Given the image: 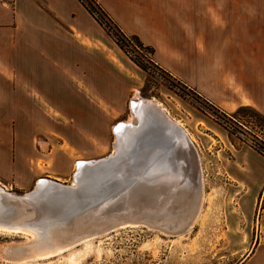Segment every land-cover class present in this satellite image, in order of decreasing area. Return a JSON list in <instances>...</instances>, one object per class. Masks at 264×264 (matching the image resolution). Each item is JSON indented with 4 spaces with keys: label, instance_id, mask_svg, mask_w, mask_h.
<instances>
[{
    "label": "rangeland",
    "instance_id": "374dc122",
    "mask_svg": "<svg viewBox=\"0 0 264 264\" xmlns=\"http://www.w3.org/2000/svg\"><path fill=\"white\" fill-rule=\"evenodd\" d=\"M93 1L86 0V6L90 7L89 13L95 20L98 14L102 25L96 22L102 30L97 39L86 41L100 54L95 63L96 80L92 77L96 88L88 95L70 80L65 86L68 91L66 88L62 93L64 100L54 99L59 113L43 114L40 110L31 114L0 113V124L8 118L7 124L13 126L16 122L17 131L21 133L15 143L16 169L25 165L30 169L23 174L0 167V184L11 192L22 194L45 174H53L57 177H48L61 182H72L77 161L99 158L113 151V127L118 121L131 117L130 100L138 92L144 99L154 98L160 102L168 116L179 121L189 133L202 168L203 198L196 210L198 216H194L192 224L183 231L129 223L93 236H83L63 246L72 244L70 250L78 249L84 238H91L92 250L76 263L64 258L70 251L65 249L61 254L39 257L32 264H264V193L258 190L264 178V154L258 150L264 147V115L249 105H242L250 108L235 114L241 106L230 111L215 106L206 98L208 91L220 97L222 79L228 83L232 65H238L231 57L234 51L221 48V32L217 29L223 21L222 0H213V19L208 18V22H212L214 31L207 45L204 43L206 16L197 19V36L202 40L196 39L194 50L190 52L195 66L191 67V72L189 66H179L180 78L177 79L153 63L152 53L142 42L143 46L132 40L124 42L123 47L118 45L114 34L121 33L124 37H132V34L125 32L97 2L104 15ZM262 3L261 15L255 20L264 29V0ZM243 52L246 55L242 53V58L245 56L247 60L242 64L248 72L247 61H253L250 56L253 50ZM259 54L264 65V50ZM87 57L90 56L85 49L71 47L70 72L86 82L91 79L89 73H82ZM136 61L151 72L142 69ZM79 62L82 65L78 66ZM253 68L256 69L254 63ZM88 87H92V83ZM235 87L239 90L237 84ZM92 94L99 100L93 99ZM84 115L86 120L83 121ZM45 125L60 128L56 129L59 131L56 135L53 134L51 145L42 149L40 135H34L31 141L28 135L39 133V128ZM21 148L26 151L23 154L33 150L45 155L37 160L29 159L26 164L20 154ZM62 154L64 160H58ZM25 238L20 233L0 232V246L22 244ZM0 264L11 263L0 253Z\"/></svg>",
    "mask_w": 264,
    "mask_h": 264
},
{
    "label": "crops",
    "instance_id": "0c3cea01",
    "mask_svg": "<svg viewBox=\"0 0 264 264\" xmlns=\"http://www.w3.org/2000/svg\"><path fill=\"white\" fill-rule=\"evenodd\" d=\"M95 1L113 16L125 32L136 35L144 45L151 47L153 63L175 79L180 78L179 66H189L190 72L195 66V58L190 52L194 50L196 39L200 38L197 36V19L206 16V45L214 31V25L208 22V18L213 19V0ZM262 2L222 0L223 21L217 29L221 32V48L223 51H234L231 57L238 65H232L228 83L222 79L224 84L220 97L213 91L206 93V98L215 106L233 111L239 106L249 105L264 115V65L259 54L264 50V29L255 20L261 15ZM101 30L81 0H0V113L31 114L38 110L43 114L59 113L54 99L64 100L62 93L70 80H74L89 95L96 88L95 63L100 54L89 47L86 40L97 39ZM75 45L85 49L90 56L85 59L87 63L83 64L82 72L91 76L88 82L70 72V49L76 48ZM246 50H253L250 54L253 61H247L250 65L248 72L242 64L247 60L245 56L242 58ZM99 78L97 82H100ZM89 83L93 88L88 87ZM98 93L102 96L99 90ZM91 97L97 98L93 94ZM7 120L9 123L6 118L0 124V167L6 168L5 171L13 169L25 174L30 170L28 165L18 170L15 167V143L21 133L17 131L16 122L10 126ZM19 123L22 131L23 124ZM54 128L49 125L40 127L39 133L28 135L30 141L34 135H40L41 148L46 149L51 145L53 134L59 132L56 129L60 127ZM21 149L20 154L26 164L29 159L37 160L45 155L33 150L23 154L26 151ZM64 156L59 155L58 160L63 161ZM258 190L264 193V178Z\"/></svg>",
    "mask_w": 264,
    "mask_h": 264
},
{
    "label": "water",
    "instance_id": "95a60500",
    "mask_svg": "<svg viewBox=\"0 0 264 264\" xmlns=\"http://www.w3.org/2000/svg\"><path fill=\"white\" fill-rule=\"evenodd\" d=\"M130 104L134 110L136 103ZM150 106L155 113L147 114L146 126L126 147L125 131L136 125L134 111L132 122L125 119L114 125L113 153L76 162L74 185L45 176L22 194L0 186V199L6 204L0 209V227L34 230L43 238L52 229L57 242L77 241L129 223L173 232L189 227L201 195L199 159L193 155L184 172L182 144L191 141L177 123ZM181 180L184 186L179 188ZM179 191L188 195L181 197Z\"/></svg>",
    "mask_w": 264,
    "mask_h": 264
},
{
    "label": "bare ground",
    "instance_id": "6f19581e",
    "mask_svg": "<svg viewBox=\"0 0 264 264\" xmlns=\"http://www.w3.org/2000/svg\"><path fill=\"white\" fill-rule=\"evenodd\" d=\"M137 93L138 92L134 93V96L132 97V100H131V102L136 103L135 104L136 108H134V110H133V109H131L132 105H130V111L131 112L134 111L132 113H135V115H136V122H135L136 125L134 126V128H130L127 131H125L124 147L127 146L131 136H135V134L138 133V131H140L142 128H144L146 126L145 122L148 120L147 114L150 113V116H151V115H153L155 113V112H153V109H152L153 107L150 106L151 104H153L154 106L158 107V109L160 111H162V113H164V115L167 116L168 119H170L171 121L177 123L182 128V130L186 133L188 139L191 141V143L189 145L185 144V143H184L185 145L182 144V148L184 149L183 153L186 154L185 160H184L185 163L183 165L184 172H188L187 170L189 169L188 168L189 165H191V159H192V162H193V155L197 156L198 159H199V155H198L197 149H196L194 143L192 142L189 133L186 131L185 128L182 127V124L179 121L173 120V119H171L168 116L166 108L160 106V102L154 101V98L152 100L151 99H144ZM131 119H132V117H130L128 120L132 122ZM114 129H115V127H113V130ZM115 136L117 137L116 133H115ZM116 141H115V143H116ZM120 144H121V140H120ZM113 151L111 153H113ZM199 161H200V159H199ZM200 170H201V182H202L201 183L202 184V188H201V194L202 195H200L199 202L202 201V198H203V177H202V168H201V166H200ZM185 175H186V178H188L187 174H185ZM181 182H182V180L177 184V185L180 184L179 188L184 186L183 182L182 183ZM71 185H74L73 180L71 182ZM0 186H2V185L0 184ZM2 187L5 190H7L4 187V185ZM7 192H11V191L7 190ZM12 193L16 194L14 192H12ZM179 193H180V196L184 197V198L188 195V193H185V192H182V191H179ZM200 203H198V205ZM5 205H6L5 202L2 199H0V209L6 208ZM197 207L198 206L195 207V211L191 215L192 218H191L190 225L194 221L193 220L194 216L196 218V216H198V214H199L196 211ZM51 230L52 229H50V231ZM50 231H48V233H47L48 236L45 235L44 238L42 237L41 239H38L39 235L38 234L36 235V233H38V232L34 231V230L22 229V231H19L18 229H14V228L11 229L9 227H7V228L6 227H0V232L20 233V234H24L26 236V238H25V240H24V242L22 244L21 243H11V244L9 243V244H5L3 246H0V253L2 254L3 258L5 260H7L8 262H10L11 264H32V262L37 260L39 257H43L44 255L46 256L49 253L50 254H54V253L61 254L62 251H64L65 249H67V250L69 249L70 250V249L73 248L71 246L72 244H70V245L66 246L65 248H63V246H65V245H67L69 243H72L73 240H72V242H71V240H68V241H63L62 240L63 242H59V241L57 242V239H55V235H52V233H50ZM45 239H46V241H45ZM50 239H52L53 242ZM49 241H50V244H46ZM69 246H71V247H69ZM91 246H92L91 238H89V237L87 238L86 237V238H84L82 240V246L80 248H78V249L75 248L73 250H70L68 252V254L66 256H64V258L69 263H76L81 258H83V256L88 251H90ZM21 249H22V251H21ZM19 251H21V252H19ZM24 253H26V254H24Z\"/></svg>",
    "mask_w": 264,
    "mask_h": 264
},
{
    "label": "trees",
    "instance_id": "16d2710c",
    "mask_svg": "<svg viewBox=\"0 0 264 264\" xmlns=\"http://www.w3.org/2000/svg\"><path fill=\"white\" fill-rule=\"evenodd\" d=\"M83 4H84V3H83ZM93 4L97 7V9L101 10V12H102L104 15H106V14L102 11L101 7L98 5V3H97L96 1H93ZM84 5H85V4H84ZM85 7H86V9L91 13V9H89L90 7H87L86 5H85ZM100 15H102V14L100 13ZM96 20H97V22H98L99 24L102 25L101 20H100L99 18H97ZM115 27H116V25H115ZM114 38H115V42H116L118 45H120L121 47H123V46L125 45L124 42H129L130 40L135 41V43H136L137 45H139V46H143L142 43H141V41H140V39H139L136 35H132V37H124L121 33H119V35L114 34ZM144 48H146V50H147L149 53H152V52H153V49H152L151 47L145 46ZM136 64H137L138 66H140L142 69L146 70V65H144L143 63H141V62H139V61H138V62L136 61ZM249 108H250V107H248V106H241V107H239V108L237 109V111L235 112V114H238V112H239L240 110L249 109ZM232 117H233V116H232ZM234 118H235V117H234ZM258 150L264 154V147H262V149H258Z\"/></svg>",
    "mask_w": 264,
    "mask_h": 264
},
{
    "label": "built area",
    "instance_id": "2783aa9c",
    "mask_svg": "<svg viewBox=\"0 0 264 264\" xmlns=\"http://www.w3.org/2000/svg\"><path fill=\"white\" fill-rule=\"evenodd\" d=\"M81 2L82 3H84L85 5H87V2H86V0H81ZM94 13V12H93ZM94 15L96 16V13H94ZM97 18H98V14H97V16H96ZM146 71L147 72H151V69L150 68H148L147 66H146Z\"/></svg>",
    "mask_w": 264,
    "mask_h": 264
},
{
    "label": "snow or ice",
    "instance_id": "6c2138e0",
    "mask_svg": "<svg viewBox=\"0 0 264 264\" xmlns=\"http://www.w3.org/2000/svg\"><path fill=\"white\" fill-rule=\"evenodd\" d=\"M117 130H119V129H117ZM79 166V165H78Z\"/></svg>",
    "mask_w": 264,
    "mask_h": 264
}]
</instances>
